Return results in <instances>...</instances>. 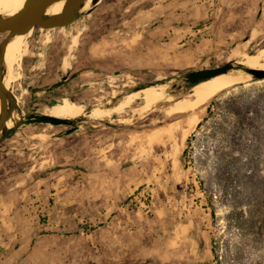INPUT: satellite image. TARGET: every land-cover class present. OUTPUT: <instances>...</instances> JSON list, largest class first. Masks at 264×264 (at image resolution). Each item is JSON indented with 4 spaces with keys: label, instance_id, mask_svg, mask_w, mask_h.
<instances>
[{
    "label": "rangeland",
    "instance_id": "1",
    "mask_svg": "<svg viewBox=\"0 0 264 264\" xmlns=\"http://www.w3.org/2000/svg\"><path fill=\"white\" fill-rule=\"evenodd\" d=\"M25 41L8 89L21 120L0 133V264H264V79L214 97L199 127L165 112L188 101L186 73L247 68L264 48V0H100ZM158 85L148 109L22 122Z\"/></svg>",
    "mask_w": 264,
    "mask_h": 264
},
{
    "label": "bare ground",
    "instance_id": "2",
    "mask_svg": "<svg viewBox=\"0 0 264 264\" xmlns=\"http://www.w3.org/2000/svg\"><path fill=\"white\" fill-rule=\"evenodd\" d=\"M25 2L26 0H0V16L6 19L16 16L22 10ZM62 3H64V1H56L52 3L46 9L45 15L53 16L59 14L60 13L59 5ZM91 7H92V0H85L80 7V13L82 14L87 13L91 9ZM32 30L13 36L9 44V47L4 55V63L1 71L2 73L1 81L6 90L9 89L10 83L15 78L14 67L19 65V62L23 58L24 51L27 45L25 39L30 35ZM249 59H251L252 62L249 63L248 65H242V66L247 67L249 69L264 70V48L256 55H250ZM240 64H243V62H240ZM258 66L262 67L263 69L258 68ZM247 76L249 75L242 70H232L227 74H223L215 78H212L206 82H202L198 84L199 86L196 85L197 87L194 86L195 88H192L190 90V93L185 97L188 99L187 102H181L180 101L181 99L177 101H172V103L170 104L171 107L168 108L167 111L165 110L164 111L168 113L169 115L168 118L178 114L191 113L192 121H190L188 125L191 126L193 124L196 126L198 124L199 113L207 106L209 101H211L214 97L226 91L227 89L242 84L247 79ZM154 87L156 88H149V89L145 88L146 90L145 91L143 90V92H136L133 95L131 94L127 96L125 98L124 103L117 104L115 108L113 105L110 108H104V109L93 108L88 112L86 110L85 105L78 108L76 105L68 101H65L58 108V110L61 111L60 113H58V115L56 113H51V112H47L43 115H47L55 118H62V119H74L83 116L85 113H87L89 117L95 119H101L106 117L110 118L115 113L130 109L132 105L137 101H141L142 104L141 109H148L165 98V95L160 93V91L164 89V85H158ZM112 93H114L115 96L116 91H112ZM165 100L171 101L172 99L168 97ZM14 101L16 102L15 104L16 108H11V105L8 103V108L6 110L8 113V120L4 125L3 131L13 128V126L16 125L19 120H21L20 112H19L20 110L18 105L19 101L16 97H14ZM0 110H1V103H0ZM134 111L136 113L139 112V110L137 109ZM124 120L126 121V119ZM184 135H185L184 132L182 131L178 132L179 138L184 137Z\"/></svg>",
    "mask_w": 264,
    "mask_h": 264
},
{
    "label": "water",
    "instance_id": "3",
    "mask_svg": "<svg viewBox=\"0 0 264 264\" xmlns=\"http://www.w3.org/2000/svg\"><path fill=\"white\" fill-rule=\"evenodd\" d=\"M56 1H64V5L59 14L53 16L45 15L46 9ZM85 0H26L22 10L14 17L3 18L0 16V34L6 33V37L0 43V133L3 131L4 125L8 120V103L11 108H16L14 97L10 95L8 90L2 84L1 77V67L2 60L4 57L5 46L9 38L25 33L34 28L43 29H53L66 27L77 21L84 14L80 13V7ZM100 0H92V6L97 4ZM238 66L226 63L220 67L203 69L188 72L184 75V82L187 87L191 90L194 86L206 82L217 76L227 74L232 70H238ZM243 70L254 76L256 79H264V71L258 69L243 68ZM63 81L58 82L53 85V87H58L62 85ZM175 84H172L173 88ZM147 87H136L133 89L132 93L143 90ZM172 93V89L169 90ZM23 124H53V125H67L69 123L68 119H59L47 115H29L25 119H22ZM13 129V128H12Z\"/></svg>",
    "mask_w": 264,
    "mask_h": 264
},
{
    "label": "crops",
    "instance_id": "4",
    "mask_svg": "<svg viewBox=\"0 0 264 264\" xmlns=\"http://www.w3.org/2000/svg\"><path fill=\"white\" fill-rule=\"evenodd\" d=\"M53 85H52L51 88L47 89L49 93L53 92L54 88H57V87H53ZM1 226L2 225H0V232H1ZM8 239L11 240V237L10 236L8 237L7 235H3L2 236L1 233H0V242L2 243V245L0 247V257H5V255H6V251H7V248H8V245H7Z\"/></svg>",
    "mask_w": 264,
    "mask_h": 264
},
{
    "label": "trees",
    "instance_id": "5",
    "mask_svg": "<svg viewBox=\"0 0 264 264\" xmlns=\"http://www.w3.org/2000/svg\"><path fill=\"white\" fill-rule=\"evenodd\" d=\"M208 111H209V109H208ZM200 125H201V123H199L197 125V127H199ZM185 153H186V149L183 151V154H185ZM200 185H202L201 181H200ZM204 193H207V192L204 190ZM208 198H210L209 195H207V200H209ZM212 217H213V215H212Z\"/></svg>",
    "mask_w": 264,
    "mask_h": 264
}]
</instances>
